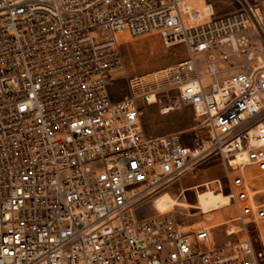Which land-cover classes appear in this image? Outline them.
<instances>
[{
    "label": "built area",
    "instance_id": "built-area-1",
    "mask_svg": "<svg viewBox=\"0 0 264 264\" xmlns=\"http://www.w3.org/2000/svg\"><path fill=\"white\" fill-rule=\"evenodd\" d=\"M188 1L0 0V264L264 263L251 237L264 223V0L198 25ZM151 34L186 58L128 77L121 39ZM212 49L202 77L194 55ZM122 80L129 94L115 99ZM141 104L188 107L206 140L147 136ZM214 154L236 214L225 242L171 212L136 215L163 180Z\"/></svg>",
    "mask_w": 264,
    "mask_h": 264
},
{
    "label": "rangeland",
    "instance_id": "rangeland-1",
    "mask_svg": "<svg viewBox=\"0 0 264 264\" xmlns=\"http://www.w3.org/2000/svg\"><path fill=\"white\" fill-rule=\"evenodd\" d=\"M251 2L252 0H203L201 2L191 0L188 4L191 8L198 5H200L198 8L211 6L213 16L219 17L240 11ZM205 19L204 22L209 21L210 16ZM187 21L191 24L190 20ZM256 41L264 48V41L261 37H256ZM225 51L231 53L230 61H233L234 64L242 63L243 57L238 58L232 54L230 48H225ZM119 52L123 56L128 77L156 72L159 69L175 65L187 56L183 46L165 49L160 36L156 34L139 38L124 36L120 41ZM211 52L214 50L212 49L210 53L201 52L194 55L197 71L202 77L208 74L206 65ZM230 61L223 63L225 68L230 66ZM239 72L240 70H234L218 74L216 79L220 81ZM109 91L115 99H121L129 94L125 80L111 85ZM141 105L143 110L140 125L147 136L160 137L179 134L183 142L188 145H192L196 138L206 140V128L200 124V120L188 107L181 105L175 111L162 114L155 105ZM236 173L237 171L234 170L232 175H236ZM223 177L224 164L218 154L200 158L195 165L189 167L178 178L171 181L163 180L161 186L154 193L137 201L134 204L136 215L144 219V217L170 211L179 220H184L188 226H191V229L198 230L201 226H209L214 234L215 243L221 244L226 240V229H233L232 227L237 225L234 220L235 209L229 205V198L224 194L227 191ZM215 180H219L223 193L218 191V183H214ZM206 184L207 189L204 187ZM189 186L196 187V192L186 190ZM158 200L163 205L161 208L156 205ZM251 231L252 239H259L261 236L264 241V223L258 224L257 228L252 227ZM233 237V240L240 239L241 232L234 233Z\"/></svg>",
    "mask_w": 264,
    "mask_h": 264
},
{
    "label": "bare ground",
    "instance_id": "bare-ground-1",
    "mask_svg": "<svg viewBox=\"0 0 264 264\" xmlns=\"http://www.w3.org/2000/svg\"><path fill=\"white\" fill-rule=\"evenodd\" d=\"M191 0H189L187 2V4L184 5V11L185 13H188L189 17H190V23L191 25H198V24H203L204 21L206 20L205 17H209L211 14H213V11L211 9V6L208 7V6H203L202 8H198V5L197 7H190V5L188 4ZM200 2L203 1V0H199ZM172 66V65H171ZM170 67V66H169ZM163 69V68H162ZM160 70V69H159ZM157 72V71H156ZM156 72H153V73H156ZM163 112L166 113L165 110H163ZM242 160H239V159H235V160H231L230 161V164H231V167H235L236 165L238 164H241L242 163ZM216 181V180H215ZM214 181V183H215ZM201 185V184H200ZM198 186V185H197ZM207 186V184L205 185ZM196 188V187H195ZM207 189V187H206ZM219 191V190H218ZM220 192V191H219ZM220 197V195H217ZM229 198V197H228ZM229 205H230V199H229ZM228 205V206H229ZM165 212H170V211H165ZM163 212V213H165Z\"/></svg>",
    "mask_w": 264,
    "mask_h": 264
},
{
    "label": "crops",
    "instance_id": "crops-1",
    "mask_svg": "<svg viewBox=\"0 0 264 264\" xmlns=\"http://www.w3.org/2000/svg\"><path fill=\"white\" fill-rule=\"evenodd\" d=\"M156 205H157L159 208H161V207L163 206L162 203L160 204L159 200L157 201Z\"/></svg>",
    "mask_w": 264,
    "mask_h": 264
}]
</instances>
